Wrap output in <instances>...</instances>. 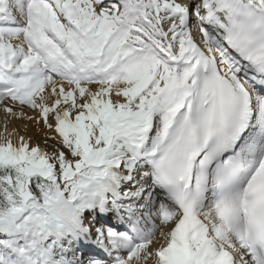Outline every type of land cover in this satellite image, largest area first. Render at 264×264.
Returning a JSON list of instances; mask_svg holds the SVG:
<instances>
[{
    "label": "snow or ice",
    "instance_id": "1",
    "mask_svg": "<svg viewBox=\"0 0 264 264\" xmlns=\"http://www.w3.org/2000/svg\"><path fill=\"white\" fill-rule=\"evenodd\" d=\"M0 112V264H264V0H0Z\"/></svg>",
    "mask_w": 264,
    "mask_h": 264
},
{
    "label": "bare ground",
    "instance_id": "2",
    "mask_svg": "<svg viewBox=\"0 0 264 264\" xmlns=\"http://www.w3.org/2000/svg\"><path fill=\"white\" fill-rule=\"evenodd\" d=\"M26 110H29V109L26 108L25 111ZM27 115L35 116V115H37V113L32 112V113L27 114ZM2 123H3V113L0 112V125H2ZM14 123H16L20 126L22 132L24 131L25 126L27 125V134L33 136L34 141H36V142H39L37 139L42 140L41 146H44V144H43V133H40L39 130L36 127H34L33 125H31L29 121L19 120V121H15ZM54 143H56V142L55 141H49V145H48L49 150H51V145Z\"/></svg>",
    "mask_w": 264,
    "mask_h": 264
},
{
    "label": "rangeland",
    "instance_id": "3",
    "mask_svg": "<svg viewBox=\"0 0 264 264\" xmlns=\"http://www.w3.org/2000/svg\"><path fill=\"white\" fill-rule=\"evenodd\" d=\"M31 112H33V111H31ZM26 113H30V111H26ZM36 137V136H35ZM38 138V137H37ZM40 143H42V140H40V139H37ZM49 147V146H48Z\"/></svg>",
    "mask_w": 264,
    "mask_h": 264
}]
</instances>
